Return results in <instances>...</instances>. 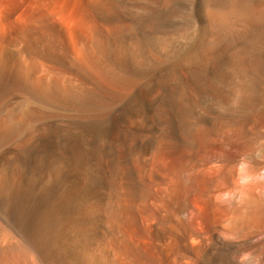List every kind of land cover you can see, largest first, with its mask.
Instances as JSON below:
<instances>
[{
    "label": "bare ground",
    "instance_id": "obj_1",
    "mask_svg": "<svg viewBox=\"0 0 264 264\" xmlns=\"http://www.w3.org/2000/svg\"><path fill=\"white\" fill-rule=\"evenodd\" d=\"M264 264V0H0V264Z\"/></svg>",
    "mask_w": 264,
    "mask_h": 264
},
{
    "label": "clouds",
    "instance_id": "obj_2",
    "mask_svg": "<svg viewBox=\"0 0 264 264\" xmlns=\"http://www.w3.org/2000/svg\"><path fill=\"white\" fill-rule=\"evenodd\" d=\"M250 253H242L240 260L237 262V264H246V261L250 258Z\"/></svg>",
    "mask_w": 264,
    "mask_h": 264
}]
</instances>
